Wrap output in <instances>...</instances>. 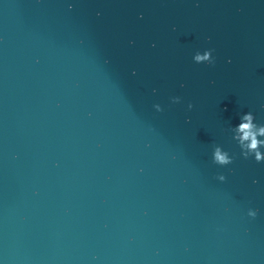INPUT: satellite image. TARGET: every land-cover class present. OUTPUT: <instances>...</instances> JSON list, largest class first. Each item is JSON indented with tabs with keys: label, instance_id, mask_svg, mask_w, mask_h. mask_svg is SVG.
Returning <instances> with one entry per match:
<instances>
[{
	"label": "water",
	"instance_id": "95a60500",
	"mask_svg": "<svg viewBox=\"0 0 264 264\" xmlns=\"http://www.w3.org/2000/svg\"><path fill=\"white\" fill-rule=\"evenodd\" d=\"M247 113L264 0H0V264H264Z\"/></svg>",
	"mask_w": 264,
	"mask_h": 264
},
{
	"label": "clouds",
	"instance_id": "9594fccd",
	"mask_svg": "<svg viewBox=\"0 0 264 264\" xmlns=\"http://www.w3.org/2000/svg\"><path fill=\"white\" fill-rule=\"evenodd\" d=\"M194 62L197 64L199 61L208 60L207 63L211 65L214 63L211 51H205V55L201 56L197 53L194 56ZM209 57L211 59L209 60ZM183 87V85H182ZM155 92V90H154ZM172 103H180V99L174 98ZM157 112L163 111L160 105H154ZM189 109L192 108V105H188ZM241 122L238 126L232 128L233 139L237 142L240 148V155L245 159L254 158V161L257 164L264 163V152L261 149H264V125L256 124L255 117L252 113H247L241 116ZM260 137L259 139L257 137ZM246 145V146H245ZM212 161L215 165L219 167H227L233 163V158L229 155L228 152L224 151L221 147L217 146L213 150ZM217 179L223 183L226 180L224 175H219ZM258 214V210H249L248 216L252 219Z\"/></svg>",
	"mask_w": 264,
	"mask_h": 264
}]
</instances>
